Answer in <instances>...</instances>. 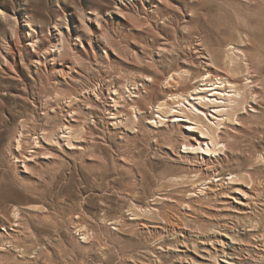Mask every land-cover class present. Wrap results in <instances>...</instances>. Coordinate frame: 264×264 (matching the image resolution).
Listing matches in <instances>:
<instances>
[{
  "label": "rangeland",
  "instance_id": "374dc122",
  "mask_svg": "<svg viewBox=\"0 0 264 264\" xmlns=\"http://www.w3.org/2000/svg\"><path fill=\"white\" fill-rule=\"evenodd\" d=\"M97 23L105 34L102 41ZM59 31L66 43L60 50L55 47L61 38L55 37ZM29 35H33V43ZM196 41L205 53L218 59L225 56L226 48L245 50L248 57L243 63L249 64L259 80L257 100L243 90L249 97L246 102L225 101L229 94L222 86L202 82L209 76L195 80L185 72L182 87L200 88L184 92V103L174 105L173 113L162 114L158 109L165 100V82L156 86L150 81L148 87L158 88L150 93L141 88L144 97L138 105L143 111L136 110L134 123L128 118L129 122L119 119V125L110 124L104 108L99 107L91 116L82 111L80 133L60 131L52 140L43 137V127L57 131V123L64 117V95L83 98L105 81L127 84L142 72L191 68L197 62L192 49ZM37 53L46 54V65L34 63ZM72 61L78 63L81 81L72 84L68 79L60 85L50 70L67 67ZM7 67L16 70L13 76L20 81L8 77ZM237 71L244 85L250 84L241 66ZM125 98L132 99L129 93ZM159 118L162 123L157 124ZM22 121H26V131L39 133L40 144L32 150L51 151L54 156L30 158L37 172L31 180L18 175L10 156L11 142L22 130ZM218 123L222 124L218 127ZM187 126L209 143L213 135L229 137L233 152L213 154L182 148L181 155L223 157L226 171L236 169L241 176L264 181V0H0V211L9 221L5 218L4 224L10 226L14 210H20L21 221L31 228L30 236L51 241L52 259L47 262L127 264L129 257L152 254L159 248L154 230L163 225L158 209H168L173 203L168 193L188 189L193 200L201 195L200 189H207L195 178L178 185L167 180L182 175L187 167L174 161L176 157L167 147L184 136ZM259 154L263 159L257 161ZM15 164L24 170L21 161L15 160ZM226 178L232 181L235 176ZM235 182L233 185L248 184L247 179ZM216 210L213 204L205 212ZM200 220L191 227L205 230L209 222L205 217ZM75 221L89 228L88 238L80 228L74 229ZM142 224L153 232L148 233ZM27 236L20 239L31 243ZM8 246L0 250V264H26ZM164 253L165 264H173L175 255Z\"/></svg>",
  "mask_w": 264,
  "mask_h": 264
},
{
  "label": "bare ground",
  "instance_id": "6f19581e",
  "mask_svg": "<svg viewBox=\"0 0 264 264\" xmlns=\"http://www.w3.org/2000/svg\"><path fill=\"white\" fill-rule=\"evenodd\" d=\"M97 26L98 29L101 30L98 31L97 36L98 39L102 41L105 34L99 23H97ZM29 36L32 42L33 35ZM55 37H61L57 40L59 45H55V47L58 50L66 48L62 32L59 31ZM247 41L248 40H243V42L248 43ZM192 49L195 51V54L198 55L196 57L197 62L193 63L191 68L183 69L181 71L183 73L179 72L181 69L174 70L173 72L169 71L168 73H159L156 70H152L150 74L142 72L140 75H136L129 79L127 84L118 81L114 85H110L109 81H105L103 84H98L96 87L92 88L89 95H84L83 98H79L74 94L64 95L63 100L64 102L66 101L63 111L64 117L59 119L57 131L43 127L41 130L42 133H45L43 137L52 140L60 131L63 133L69 131L70 135L80 133L84 125V122L80 118L83 113L82 111L87 110L86 115L91 116L96 108L100 109L99 107L104 108L110 124L119 125L117 122L119 119H121L120 123H125V120L128 121V118L129 120L131 118L130 122L132 121V123H134L136 118H133V115H135L136 110H138V112L143 111L138 105L139 100L144 97L142 89H146V91L150 93L151 90H156L158 88L153 85L148 87L146 82L150 81L156 86L165 82V100L158 105V109L162 114L173 113L172 110L174 109V105L184 103V99H182L184 92L186 93L190 90L197 91L200 88L197 87L194 89L191 85L189 87L187 86V88L182 87L185 72L190 73V77L193 76L195 80L200 78L203 79L205 75L207 77L209 76V81L203 79L202 82H212V86L216 84L222 86V91L228 92L231 97H226L225 101H234L238 103L246 102L249 97L245 96L242 92L243 90L250 94L253 101L257 100V84L259 80L256 77L257 75H254L251 71V67L249 68V64L245 65L243 63L245 59L247 61L248 57L245 50H242L240 47L232 49L226 48V50L224 49L225 56H222L223 58H220V60L215 58L212 54L205 53L200 42L192 44ZM234 49H236L237 52H233ZM7 51L11 52V49ZM5 53L7 54V52ZM45 53L48 54L50 52L46 51ZM9 54L10 53H8L7 56ZM46 54L41 55L37 53L38 57L35 59L34 63L46 65ZM1 56L4 59L6 58L4 54ZM221 61L223 62L222 66H220ZM184 64H187V62ZM77 65V61H72L67 67H54L50 71H52L54 80L60 85L65 84V81L68 79H70L72 84H78L81 80L79 76L80 73L76 71ZM187 65L189 66V64ZM240 66L245 70L244 72L248 73L247 79L250 80V84L248 82L244 85V80L240 79V73L237 71V68ZM194 68H197V70ZM6 71L8 72L9 78L19 80V77L16 78L13 76V72L16 70L13 71L7 67ZM129 85L130 88H128ZM91 93H93V97ZM127 93H129V97H132L130 101L125 98V94ZM132 94L134 96H132ZM239 96L241 97L240 99H238ZM186 99L188 98H185V100ZM225 107H227V105ZM165 108H169L170 110H166ZM253 108L254 107H252V109ZM182 111L185 113V110ZM223 115H226V111L223 112ZM122 118L125 119L122 120ZM156 123H162L161 119L159 118V122ZM221 124L222 123H218L217 126L219 127ZM25 125H27L26 121H22V130L17 131L14 135L11 142L13 149L12 152H10V156L13 159L12 164L17 170L18 175L27 180H31L34 177V173L37 172L34 170L35 166L30 164V158L36 159L39 156L46 155L53 156V153L51 151L32 150L36 149V146L40 144V136L36 131H31L29 129L26 131ZM187 128L188 126L185 128L184 136L175 140L174 144L170 143L167 146L171 149L173 156L175 155L176 157L174 161L181 162L184 165L186 164L187 167H185L182 175H171L167 180L173 185H178L185 183L186 180L190 182V179L195 178L194 180L200 183L201 186L207 185V189H200L201 195L197 196L198 199L193 200H190V197H188V193L190 192L188 189H173L169 192L167 197L173 203L168 209L163 207L158 209L157 215H159L163 225L158 226L157 229L154 230L159 237L157 241L159 248L151 252L152 254L129 257L126 259L127 264H165L164 250L175 255L173 264H264V181L253 175L241 176V173L236 169L231 168L226 171V169H224L226 166L224 159L226 158L223 159V157L214 159L213 156L203 154L197 156L190 155V153H188V155H181L180 150L182 148H197L206 152L212 151L213 154L225 150L233 152L232 143L228 139L229 137L213 135L211 143H209L208 140L196 135ZM67 142L70 146L75 147V144L71 140ZM219 145H222L221 148H217ZM14 147H17V150L14 149ZM40 148H43V146L41 145ZM75 148H78V146ZM260 159H263V156L261 154L256 155L255 160L258 161ZM15 160L23 163L24 170L16 166ZM124 161L125 159H123V162ZM262 161H264V159ZM226 172L229 173L225 174ZM27 173L29 175H27ZM226 176H235V178L231 181L228 180ZM236 179H247L248 184L244 186L233 185V183H236ZM213 204H215L217 209L215 213L205 212L206 206L208 207ZM19 211L18 209L14 210L10 226L4 224L5 218L6 221L8 220L4 213L0 211V250L10 245L8 247H11L16 252L13 253L16 258L26 261V264H57L56 262H47L49 258L52 259V253L49 250L51 241L48 240L50 242H47L46 240L44 242L34 235L30 236L31 228L21 221ZM204 217L207 218L206 221L209 222L205 230L200 228L193 229L191 227L193 223H199V221H201L200 218ZM116 222H118V220ZM73 224L74 229L77 230L80 228L78 231H80L85 238L89 237L90 230L83 222L75 221ZM142 226L143 228H147L148 233L153 232L147 224H142ZM24 235H28L27 237H30L33 241L31 243H24L22 239H20V237ZM247 235H249V238L245 239ZM5 250L9 249L5 248ZM100 250L103 251V249ZM154 256L155 259L153 258ZM220 259H224L225 262L221 263Z\"/></svg>",
  "mask_w": 264,
  "mask_h": 264
}]
</instances>
